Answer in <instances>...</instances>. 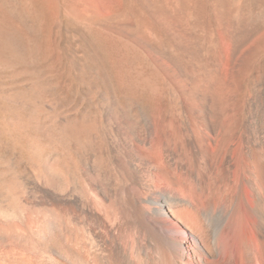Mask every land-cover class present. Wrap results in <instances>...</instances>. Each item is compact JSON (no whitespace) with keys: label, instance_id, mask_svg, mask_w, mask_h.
I'll return each mask as SVG.
<instances>
[{"label":"bare ground","instance_id":"6f19581e","mask_svg":"<svg viewBox=\"0 0 264 264\" xmlns=\"http://www.w3.org/2000/svg\"><path fill=\"white\" fill-rule=\"evenodd\" d=\"M60 14L80 30L69 67L106 91L49 118L79 183L39 147L24 181L9 149L0 264H264V0H0V67L29 82L5 95L33 106L7 135L55 112L37 64Z\"/></svg>","mask_w":264,"mask_h":264},{"label":"rangeland","instance_id":"374dc122","mask_svg":"<svg viewBox=\"0 0 264 264\" xmlns=\"http://www.w3.org/2000/svg\"><path fill=\"white\" fill-rule=\"evenodd\" d=\"M49 31L48 41H50V43L48 42V47L46 49L47 52L38 59L37 70L40 71L39 74L41 73L40 75L43 80H45L46 82L50 81L55 85V101L56 103L58 101L59 105H56L55 103L53 109L59 114L55 112H51L49 114L42 113L41 121L44 127L46 126L44 130L45 133L38 132L34 128H32V130L31 128H27V130L25 129L24 131L18 132L16 134L8 132L11 136L7 135L6 131H8L9 122L12 119H15V117L26 116L28 112L33 110V106H20L19 104L7 98L5 93L11 90L12 86H15L17 88L20 87L22 89L25 87L24 89H27L29 86V82L23 80L22 78H16L17 80L13 79V75L9 69L0 67V130L4 132L0 136V164L4 163L6 159L13 156L12 152L9 149L15 148L16 153L14 156L16 158H22V160L19 161V174H21L20 176L22 180H28L32 178L34 171L37 169V167H35V164H33L32 161L29 160L28 150L39 147L43 149V157L48 155L54 156L57 162L63 166L67 176H73L77 183H79L80 169L73 149L66 146L65 144H63V142L60 141L59 135L55 130L56 124L53 126V124L51 123V125L49 122V118L50 115L51 117L56 115L54 118H56L58 115L60 116V118H67V116H70L71 113L80 114L79 111H83L85 109H90V111L94 112L97 109V105L99 102V94H103V92L106 91V87L105 84H102L101 81H98L96 79L97 73H93L96 72V68L93 64L86 65V61L85 63L83 62L85 68L84 72H87L88 77H91V79H84L85 77H81L77 72H72L71 68L69 67L71 66L70 60L72 57L76 58V60L81 59L80 48L78 45L79 41L77 38L78 35H80V30L78 27L73 26L64 16L60 14L57 15V17L54 16L52 18ZM90 73L94 74V77L93 75L91 76ZM81 80H84V82ZM88 88H91L93 92L95 90V95L92 92L93 97L90 99H86L84 96V94L87 93ZM96 90L99 92L98 95ZM45 116L47 117L44 119L43 117ZM58 120H56V122L60 123V120ZM102 152V157H104L102 158L100 171H103L101 173L106 178L110 177V179H115V173L110 165L106 147L103 146Z\"/></svg>","mask_w":264,"mask_h":264}]
</instances>
